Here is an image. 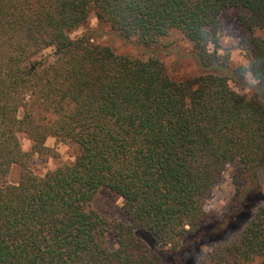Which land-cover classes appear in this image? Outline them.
Returning <instances> with one entry per match:
<instances>
[{
	"label": "trees",
	"instance_id": "trees-1",
	"mask_svg": "<svg viewBox=\"0 0 264 264\" xmlns=\"http://www.w3.org/2000/svg\"><path fill=\"white\" fill-rule=\"evenodd\" d=\"M230 8L247 59L234 68L221 42ZM91 15L138 53L73 37ZM175 30L202 72L178 76L162 59ZM247 73L250 93L231 85ZM50 137L77 154L41 175L32 159L52 155ZM229 165L219 218L207 199ZM263 170L264 0H0V264H181L206 241L192 264H264ZM102 189L128 222L93 208Z\"/></svg>",
	"mask_w": 264,
	"mask_h": 264
},
{
	"label": "rangeland",
	"instance_id": "rangeland-1",
	"mask_svg": "<svg viewBox=\"0 0 264 264\" xmlns=\"http://www.w3.org/2000/svg\"><path fill=\"white\" fill-rule=\"evenodd\" d=\"M224 24L221 42L225 48L230 51L231 68L239 65H246L247 59L236 45L240 41V29L237 23V10L235 8L227 9L222 14ZM90 30L93 32L94 41L102 45H113L119 52H127L137 54L136 48L115 36L109 27L101 26L94 15L90 16L89 22L77 30L71 32L73 37L80 36L84 32ZM159 54L166 61L170 71L178 76H187L202 72L199 65L196 52L192 42L183 36L179 31H172L167 37L161 41ZM230 48V49H229ZM51 50L46 51V53ZM256 83L251 73H247L244 82H231V85L237 90L245 93L252 92V85ZM23 146L26 150L32 149V141L21 135ZM48 146L52 149V155L44 157L41 154H35L32 159V167L38 174H45L47 171L56 168L60 164L73 162L77 154V148L73 144L58 142L54 137H50L47 141ZM237 165H229L221 179V181L213 188L208 199L207 209L216 214V217H223L228 212L229 202L235 192L234 174ZM20 179V167L14 166L9 180L13 183ZM260 182L264 194V170L260 174ZM124 200L119 195L109 189H102L97 199L93 203V208L102 214L111 218H119L124 222H128L127 215L123 209ZM231 222V221H230ZM236 222L235 219L231 222ZM233 225V224H232ZM231 233L227 232V235ZM218 241V240H217ZM213 246L212 242H204L200 249L193 247L187 255L189 261L183 260L185 264H192L195 258L200 259Z\"/></svg>",
	"mask_w": 264,
	"mask_h": 264
}]
</instances>
